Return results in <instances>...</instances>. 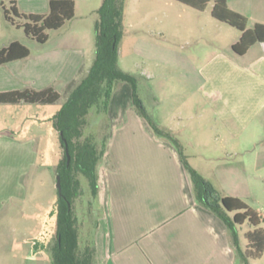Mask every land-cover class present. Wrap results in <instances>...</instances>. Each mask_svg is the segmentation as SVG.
Segmentation results:
<instances>
[{
	"label": "rangeland",
	"instance_id": "obj_1",
	"mask_svg": "<svg viewBox=\"0 0 264 264\" xmlns=\"http://www.w3.org/2000/svg\"><path fill=\"white\" fill-rule=\"evenodd\" d=\"M102 2L93 0L86 4L82 0L76 17L58 30L46 31L48 40L39 43L26 35L23 28L6 21L3 6L8 9L11 6L7 0L4 5L0 4V48L18 41L30 50L34 58L63 48L81 47L91 49L94 57L97 10ZM212 6L213 3H210L204 12H200L177 0H126L124 36L119 43L120 67L137 77L138 94L149 118L158 126L176 132L188 163L194 169L200 167L206 175L211 173L206 169L213 170L212 173L218 170L222 184L220 188L226 189L231 196L240 197L257 210L262 217L261 227L264 228L263 152L256 154L260 159L258 166L254 157L251 168L247 165L244 170L239 164L243 156L225 150L223 134L226 124L215 122L216 109L209 106L215 110V114L210 111L202 119L195 118L202 110L203 101L212 103L220 99L221 102L243 101L252 104L262 97L259 78L236 69L233 72L228 62L231 58L238 63H249L258 49L245 57L236 55L231 43L240 32L214 19ZM202 61H212L209 66L215 68L213 75L209 77L206 73L201 79L202 83L206 81L208 91L211 87L217 90L215 99L205 91L208 98L203 100L196 91V87L202 83H197V76L191 75V70ZM261 64L257 66L261 67ZM45 66L49 68L52 64L45 63L42 69L47 70ZM56 71L55 67L50 72L57 77L61 73L55 74ZM85 73L86 70L82 69L76 82ZM30 77L31 81L24 83V78L17 72L8 75L17 90L45 87L38 81L41 76L36 72ZM68 86L65 90H57L59 83L54 85L62 95L55 105L0 104V129H3L0 134L9 137L5 141L0 140V201H9L10 196L17 200L22 189L24 194V198L19 200L24 208L21 210L19 201H13L7 208V216L0 219V264H52L51 248L56 236V216L52 209L58 201L57 168L64 150L58 134L47 120L64 103ZM11 127L16 130L26 128L27 133H14L11 137L4 131V128ZM109 127V112L103 114L94 109L90 113L86 135L95 136L101 147ZM192 128L195 132L191 131ZM156 139L169 143L157 136ZM260 147L264 150V141ZM105 150L107 152V146ZM222 166H232L233 170L228 173ZM77 177L83 189V195L74 205L80 233L85 244L93 243L97 248L102 235L98 225V202L92 198L86 178L80 173ZM209 183L223 196L218 185L215 187ZM251 230L247 223L240 226L241 242L244 243L245 235ZM98 257L101 259L97 248V263ZM255 264H264V256Z\"/></svg>",
	"mask_w": 264,
	"mask_h": 264
},
{
	"label": "crops",
	"instance_id": "obj_2",
	"mask_svg": "<svg viewBox=\"0 0 264 264\" xmlns=\"http://www.w3.org/2000/svg\"><path fill=\"white\" fill-rule=\"evenodd\" d=\"M8 1H15L21 12L41 14L49 11L51 0ZM73 1L76 3V17L82 0ZM83 1L86 4L93 2ZM5 2L7 0H0L1 5ZM227 3L230 10L248 19L249 29L256 24L264 25V0H227ZM240 37L241 33L233 39L231 49ZM255 49L258 50L254 53ZM91 52V49L81 47L63 48L34 58L31 54L26 59L0 66V93L18 89L12 86V80L8 78L11 72H17L23 78L26 76L24 83L30 82L31 74L36 72L41 76L38 81L45 87L35 89L43 90L59 83V89H56L65 90L76 81L82 69L86 72L90 69L94 58ZM250 53H254V56L249 63H238L231 58L228 62L233 72L236 69L259 78L262 85L261 99L252 104L243 101L221 102L220 99L212 103L203 101L202 110L195 117L202 119L206 112L214 113L212 108L216 109L215 122L226 124L223 134L225 150L243 156L239 164L244 170L247 165L251 168L254 157L255 165L259 164L257 155L262 152L264 154L260 147L264 141V43L254 45L242 57ZM46 62L51 63L53 69L57 68L55 74H61L54 76V72H50L53 71L52 66H45L47 70L42 69ZM210 63L212 61L198 62L200 65L191 70V75L197 76L198 84L206 73L209 77L213 75L215 68L211 69ZM260 63L261 67L257 66ZM206 86L204 80L196 87L197 93L204 100L208 98L205 93L207 91L209 97L215 99L217 90L211 87L208 91ZM131 94L128 85L118 87L109 107L107 152L99 166L100 191L97 202L98 225L102 235L97 247L101 259L98 257L97 264H241L228 228L221 219L197 202L190 176L178 151L173 145L156 139L147 120L134 112ZM26 130L4 128L11 137L14 133H27ZM191 131L195 132L194 128ZM5 138L6 135L0 134V140L5 141L9 137ZM223 167L228 173L233 170L232 166ZM197 171L220 188L218 170L212 173L213 170L206 169L211 172L207 175L200 167ZM218 190L223 196L240 198L227 194L226 189ZM23 196L22 189L17 200L13 196H10L9 201L1 200L0 219L7 216L10 203L22 200ZM22 203L19 201L21 210L24 208ZM240 244L242 249L247 247L246 237L244 243L240 240ZM263 256L252 261V264L260 261Z\"/></svg>",
	"mask_w": 264,
	"mask_h": 264
},
{
	"label": "trees",
	"instance_id": "obj_3",
	"mask_svg": "<svg viewBox=\"0 0 264 264\" xmlns=\"http://www.w3.org/2000/svg\"><path fill=\"white\" fill-rule=\"evenodd\" d=\"M197 11L204 12L213 3L212 17L241 33L240 40L233 45V51L245 55L256 44L264 43V25L256 24L248 28V19L229 9L227 0H177ZM126 0H103L97 10L95 24V54L90 69L79 82L69 84L64 103L48 118L58 134L63 148V157L57 168L61 177L62 196L53 207L56 216L55 243L51 248L52 264H97V248L93 243L85 244L80 233L79 217L75 211L76 200L83 195L77 174L88 181L92 198L97 200L99 166L105 155L109 134L103 138L100 147L95 136H87L89 117L92 110L98 113L109 112L112 97L117 88L127 84L132 91V104L139 116L144 117L158 138L165 139L178 151L182 164L188 172L198 203L221 219L229 230L232 244L236 247L241 264H252L264 254V228L259 212L236 197L221 196L209 181L194 169L183 153V146L176 132L158 126L143 109L138 94V79L124 72L120 67L119 43L124 36V11ZM10 8L3 6L7 22L23 28L26 35L45 43L46 31L58 30L73 20L76 3L73 0H51L48 13L21 12L15 1ZM30 50L19 42H13L0 50V66L26 59ZM62 95L54 88L43 90L24 89L0 93V104H40L55 105ZM109 132V129H108ZM65 142L71 156L68 165ZM51 213V212H50ZM249 224L253 229L246 234L248 245L242 249L239 228ZM36 250L39 248L36 246Z\"/></svg>",
	"mask_w": 264,
	"mask_h": 264
},
{
	"label": "water",
	"instance_id": "obj_4",
	"mask_svg": "<svg viewBox=\"0 0 264 264\" xmlns=\"http://www.w3.org/2000/svg\"><path fill=\"white\" fill-rule=\"evenodd\" d=\"M65 150H66V155H67V160H68V165H70V162H71V156H70V153H69V148H68V145L67 143L65 142ZM56 189L58 191V194L59 196H62V185H61V177L60 175H57L56 177Z\"/></svg>",
	"mask_w": 264,
	"mask_h": 264
}]
</instances>
